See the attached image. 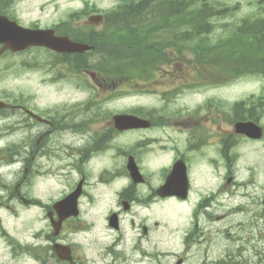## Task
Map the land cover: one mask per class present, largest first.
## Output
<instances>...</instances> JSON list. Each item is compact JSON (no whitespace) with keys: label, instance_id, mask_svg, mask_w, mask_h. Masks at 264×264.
Instances as JSON below:
<instances>
[{"label":"flooded vegetation","instance_id":"flooded-vegetation-1","mask_svg":"<svg viewBox=\"0 0 264 264\" xmlns=\"http://www.w3.org/2000/svg\"><path fill=\"white\" fill-rule=\"evenodd\" d=\"M23 1L0 0V60L6 57L22 62L35 60L50 77L49 83L72 77L70 72L74 71L76 62L128 60L132 57L131 41L138 45L140 40H146L140 39L139 32L134 39L130 37L134 23L107 20L104 10L117 9L118 0L109 7H99V0H69L77 4L66 7L62 14H58L56 2L50 20L41 14L42 6L35 16L31 10H23ZM130 1L133 9L142 3V0H126V4ZM93 14H101V20L89 21ZM2 17L7 21H1L5 20ZM198 25L203 26V22ZM21 27L45 30L43 42L68 38L89 48L82 52L45 45H30L21 50L4 48L19 40ZM152 40L153 34L147 41ZM86 69L81 64L80 70ZM163 73L171 82V72ZM60 74L65 78L58 79ZM92 77L101 86L95 73ZM5 101L11 106L0 107V264H264V244L263 249L252 250V256L244 260L236 259L235 251L228 246L219 250L215 236L201 223L206 216L202 211L208 213L212 197L198 193L191 200L194 189L191 180L186 192L182 182L169 185L177 192L167 196L158 193L163 182L151 181L142 171L143 180H134L126 174V180L114 186L113 180L120 177L101 165L99 157L113 147L108 146L121 133L111 120L97 116L92 110L95 103L64 100L40 105L28 94ZM175 120V125L186 132L178 134L182 136L181 145L172 143L170 133L144 137L145 146L171 152L169 170L182 159L188 175L194 159L203 155L204 148L216 156L222 155L223 166H230L235 138L231 134L220 135L215 108L205 116ZM159 121L153 119L149 128L143 130L165 127ZM139 131L135 129L136 137ZM43 158H54L57 168L44 164ZM135 158L139 163L140 158ZM62 168L75 173L68 191L61 197L58 193L47 198L34 195V180L44 169ZM92 174H95L94 183L89 182ZM79 183L78 214L57 224L61 209L54 208V204L74 191ZM228 183H222V187ZM181 193H186V197ZM263 199L264 196L261 204ZM191 201L194 206L191 213H182V206ZM258 214L264 216V208ZM26 215L36 218V223L31 221L30 233ZM207 217L206 222L219 218ZM43 220L47 222L43 224Z\"/></svg>","mask_w":264,"mask_h":264},{"label":"rangeland","instance_id":"rangeland-1","mask_svg":"<svg viewBox=\"0 0 264 264\" xmlns=\"http://www.w3.org/2000/svg\"><path fill=\"white\" fill-rule=\"evenodd\" d=\"M114 1L99 0L98 6L109 7ZM222 1L227 2L229 5H235L239 2V5L231 17L216 20L219 24L226 23L230 20L239 23L246 16L260 13L258 11L259 4H257L260 0H215V3L220 2L221 4ZM56 2L59 5L58 14L64 13L66 7L76 6L77 4L69 0H24L22 9L31 10L32 16H34L37 15L40 6H42L43 10L41 14L50 20L53 17V8L57 4ZM228 31L230 32L231 29L226 30V28L224 29L220 26L215 29L211 37L216 41L218 38L226 37ZM183 66L186 67L185 74L181 73ZM60 68L62 69V66ZM171 69H177V73L181 76V81L183 82L181 84H188L193 80L192 68L188 67L186 61L177 60L171 65ZM72 74L73 76L69 79L49 83L48 80L50 77L43 72V69L37 66L35 60L22 62L13 60L11 57H6L0 60V99L7 100L10 98L12 100L15 96L28 94L33 96L35 103L41 105L64 100L88 101L91 98L92 101L101 103V108L103 109V113L105 112L106 118H111L114 113L128 111L136 106L145 108L147 105L160 104L159 98L162 94L151 92L137 93L129 87L113 90L107 86L102 90L95 86L94 80L87 74L70 72V75ZM63 78H65L64 75L60 74L58 79ZM106 83L111 86L110 82ZM261 87H264V76L244 75L225 84H220L215 88L208 86H201L199 88L187 86L182 88L179 94H173L171 101L164 105L169 111H176L180 108H185L186 110L184 112H187L188 109L193 111L196 109L198 103L202 102L207 95H217L220 101L222 100L225 104H231L235 101L245 99L248 92L259 93L262 91L260 89ZM219 111L220 121L222 122L221 128L225 130L229 125L228 119L233 116V109H231L230 105L229 107L225 106L219 109ZM124 140L131 143V138H124ZM235 152L234 182L233 184L227 185L225 190L221 189V173H224L223 166L220 165L219 167L221 176L217 175L208 166L207 159L205 157L202 158L199 168L201 171H208V185L205 184L207 180L203 178L198 179L196 174L192 172L191 176L196 177L198 180L197 183H200L204 188L201 187L200 189L196 187L191 200H194L198 196V193L208 191L205 187L211 188L210 190L212 192L214 191L215 194L212 196L213 199L209 202V208L207 209L208 213H206L205 209L202 211L206 216L204 217L205 221L201 220V223L203 225L205 223L208 229L211 230L212 236H215L216 246L219 250H223L228 246L235 251L236 259L244 260L252 256V250L258 249L259 247L263 249L264 244V216L258 214V211L264 208L263 204H261V199L264 196V141L258 142L237 139ZM211 153L212 151H209L208 155H211ZM214 158L220 161L223 160L221 155L215 156V153ZM166 159V156H157L153 153L145 159L146 167L148 170L153 171L152 177L154 180L158 178L156 174L158 167L157 161L162 162ZM43 162L47 165H54L57 168V163L54 158H45ZM101 164L110 166L112 162L107 159H102ZM200 169L198 177H201ZM54 170L55 173L63 172V174L55 175L54 181H48L46 179L52 173H43L41 176L39 174L34 180V195L46 197L51 196V192L60 195L67 190L68 183L75 179L73 171L67 169ZM67 178L69 181H66ZM95 181V174H92L89 182L94 183ZM124 181V178L116 179L113 181L114 186H118L119 183ZM218 186L220 189H218ZM192 207L191 201L186 203L181 211L188 215ZM207 215L219 216V218H214V220L206 222L208 219ZM26 218L28 219L27 227L30 233L33 229L31 221H34L36 218L31 215H26ZM46 222V220H43V224ZM227 231L230 233L229 235L226 234Z\"/></svg>","mask_w":264,"mask_h":264},{"label":"trees","instance_id":"trees-1","mask_svg":"<svg viewBox=\"0 0 264 264\" xmlns=\"http://www.w3.org/2000/svg\"><path fill=\"white\" fill-rule=\"evenodd\" d=\"M195 0H156L155 7H140L138 16L132 11L129 4L125 9L122 20L137 21L140 32L151 31L148 23H177L187 22L192 24L189 29L180 27H156L154 42L140 40L138 45L135 41L132 48L139 49V61L141 70L150 71L159 65V59L169 48L172 54H186L188 64L195 71L199 70V63L205 65V69L212 70L218 66L220 80L224 78H236L245 73L264 74V14L244 19L233 32L212 44L208 39L203 41L199 38L200 29L193 23L200 21V10L196 8ZM202 21L206 22L211 16V7L202 8ZM264 11V4L261 9ZM142 25H145L142 28ZM179 25L177 24L176 27ZM131 38H134L135 29L131 28ZM167 36V37H166ZM132 54V51H131ZM209 66V67H206ZM237 109L238 104L235 105Z\"/></svg>","mask_w":264,"mask_h":264},{"label":"water","instance_id":"water-1","mask_svg":"<svg viewBox=\"0 0 264 264\" xmlns=\"http://www.w3.org/2000/svg\"><path fill=\"white\" fill-rule=\"evenodd\" d=\"M37 37H38L37 34L28 31L26 38H27L29 43H27V44H30V43L39 44ZM73 45L76 46L75 48H73L74 50H82V49L87 48V46L81 47V45L78 46V44H73ZM0 105H5V104L3 102H0ZM119 117H121V116H119ZM124 118H128V117L124 116ZM236 132L245 133L248 136H255V137H258L260 135L259 128H257L254 124H252L250 122H239V123H237L236 124Z\"/></svg>","mask_w":264,"mask_h":264}]
</instances>
